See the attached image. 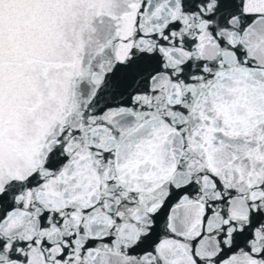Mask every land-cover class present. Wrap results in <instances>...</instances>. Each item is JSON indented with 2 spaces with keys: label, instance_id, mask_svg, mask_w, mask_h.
Returning <instances> with one entry per match:
<instances>
[{
  "label": "snow or ice",
  "instance_id": "snow-or-ice-1",
  "mask_svg": "<svg viewBox=\"0 0 264 264\" xmlns=\"http://www.w3.org/2000/svg\"><path fill=\"white\" fill-rule=\"evenodd\" d=\"M0 264H264V0H0Z\"/></svg>",
  "mask_w": 264,
  "mask_h": 264
}]
</instances>
